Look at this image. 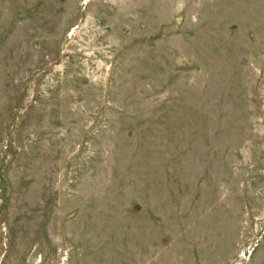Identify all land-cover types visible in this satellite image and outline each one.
I'll list each match as a JSON object with an SVG mask.
<instances>
[{"label": "rangeland", "instance_id": "obj_1", "mask_svg": "<svg viewBox=\"0 0 264 264\" xmlns=\"http://www.w3.org/2000/svg\"><path fill=\"white\" fill-rule=\"evenodd\" d=\"M0 264H264V0H0Z\"/></svg>", "mask_w": 264, "mask_h": 264}]
</instances>
